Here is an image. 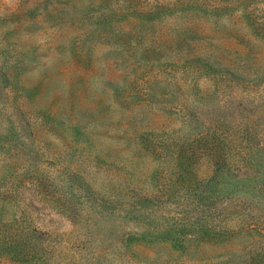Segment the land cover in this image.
Listing matches in <instances>:
<instances>
[{
	"label": "rangeland",
	"instance_id": "1",
	"mask_svg": "<svg viewBox=\"0 0 264 264\" xmlns=\"http://www.w3.org/2000/svg\"><path fill=\"white\" fill-rule=\"evenodd\" d=\"M0 264H264V0H0Z\"/></svg>",
	"mask_w": 264,
	"mask_h": 264
}]
</instances>
